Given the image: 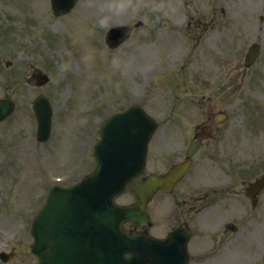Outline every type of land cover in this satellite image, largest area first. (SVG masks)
<instances>
[{"label": "rangeland", "instance_id": "obj_1", "mask_svg": "<svg viewBox=\"0 0 264 264\" xmlns=\"http://www.w3.org/2000/svg\"><path fill=\"white\" fill-rule=\"evenodd\" d=\"M13 3L14 0H0V29L10 27L11 48H9V52L11 55H14L15 61H23L27 65L33 64L38 66L45 57H43L41 49H38L37 46L42 47V45L48 44V39L42 34L44 32L43 22L38 18L34 21L28 33H19L23 30V24L20 22V19L16 20L12 18V11L14 9L11 6ZM30 3H32V0H30ZM27 7L29 8L30 5H27ZM43 10L48 11L46 4ZM29 12L35 11H31L29 8ZM71 13L73 15L71 14L69 17L72 19L75 15L78 16L83 25L90 27L92 34L88 29L82 28L76 23L69 24L68 41L70 45L64 44L63 47L69 53L70 59L74 61L75 65H80L82 75L78 77L71 75L68 78V82L75 86L76 91L72 95L71 106L66 109L63 115V120L67 123H73L74 112H76V115L80 112V104L87 100L88 93L92 87H95L101 99L106 101L113 99L115 94L122 95L125 92L122 80L117 78L107 65L109 55L104 51L99 37L94 35L98 29L101 31L97 34L104 33L109 25L133 24L137 21L143 22V26L134 31L129 42L130 46L119 48V50L113 52L114 56L111 58L113 71L119 74V77H122V73L124 74L127 71L123 64L124 61L125 64L129 63L128 69L131 70L132 76L140 82L142 79L138 70L145 71L151 67L150 61L153 57L154 32L157 28L163 31L165 29L164 24H169L167 31L170 37L167 38H169L174 48L184 47L186 46L185 42H189V37L185 30L183 29L180 32L177 28V24L181 23V18L184 14H186V17L189 15L191 18H200L204 23H207L215 16V28L212 33L221 38L225 43L229 40L226 36L229 29V33L232 32L236 37L234 41L238 43L241 61L250 43L256 41L262 44L260 60L249 72L241 75L243 84H241L240 98L243 99L250 96L251 102H259L261 98L264 99V0H81ZM23 16L26 18L27 13H24ZM41 18L58 24L56 20L52 21L46 12L42 14ZM238 27L239 29H237ZM55 32L59 34V28H56ZM210 34L211 32L205 35L207 37V44L210 42V37L208 36ZM163 39L160 38L161 41ZM141 49L149 53V55L140 53L139 50ZM51 52L53 51L51 50ZM109 53L112 54L111 51ZM134 54H137L139 59H143L147 63L144 65ZM133 55L136 60V67L138 68L143 65L139 69H136L135 65L131 62V60L133 61V57H130V61L126 62V58ZM11 71V69L8 71L10 88L15 86L16 96L19 98V105L17 106L20 110L18 112L24 113L26 112L25 102L31 99V92H33L28 91L26 89L27 86L22 82L28 71L14 73V76L11 75ZM17 74H19V77ZM2 75H4V72L1 70ZM5 76L8 77L6 71ZM249 77V82L254 80V78L257 79L255 83L250 84L248 87L244 86ZM55 78L58 88L57 94H55V98L57 99H55L54 103L56 102V106L59 108L64 101L63 97L66 95V91L69 93V89L64 86L66 85V78L63 79L59 71L55 75ZM99 84L101 86L97 88L96 86ZM52 88L56 90V86H52ZM243 92H247V95L243 94ZM101 99H98L96 95H92L90 100L83 106L79 118L83 124L89 123L91 125L93 118L102 119L110 109L121 106L125 102L123 100L104 104V101H101ZM57 130V125H55L54 133ZM82 130L80 148L82 144L86 145L83 141L90 140L91 144H93L94 138L96 139L98 126L92 129L89 128L87 131L81 128L80 131ZM256 132V136L250 139L249 142L262 147L264 146V132L263 130ZM51 158L54 160L53 156ZM56 165V162H52L50 169L56 170ZM84 166L85 164L80 166V173L85 171L86 167ZM59 168L60 166H58V170ZM23 170L28 172L27 179L31 178L32 180L33 177L30 176L27 166ZM37 172L38 174L43 173V166L38 167ZM22 176L26 178L23 171Z\"/></svg>", "mask_w": 264, "mask_h": 264}, {"label": "water", "instance_id": "obj_2", "mask_svg": "<svg viewBox=\"0 0 264 264\" xmlns=\"http://www.w3.org/2000/svg\"><path fill=\"white\" fill-rule=\"evenodd\" d=\"M127 118L129 119L128 120L129 121L128 126H130L131 125V118L127 114H125V116L122 117V119H127ZM141 125L143 126L144 122H141ZM124 133L125 132H120V134H118V135L110 136L108 138V140L105 142V144L103 145L102 152L105 153L107 160L109 159V155L115 154L116 151H119L122 155L125 154V149L127 147V144L125 143L126 138L122 139V135ZM136 154H137V150L135 149V151L131 154V157H135ZM107 160L105 161L103 167L101 168L102 171H104L105 166L107 165ZM108 177H109V173L108 174H102L101 177L99 175H97V177H94L93 180L94 181H96V180L105 181L103 178H108ZM106 181H107V179H106ZM65 198H66V200H69L68 197H65ZM141 199H142L141 200V208H142L143 202L146 201V196H143ZM129 217L133 218L130 213L129 214L125 213L122 215V220H124L125 218H129ZM116 221H117V218H116ZM114 223H115V220L113 222H111L110 224H106L110 228V230H108L106 233L98 232L95 234V236H92V238L97 237V236L98 237H105V235H107V239H110L111 236L113 235V232H115L116 230L118 232H121L118 229L117 224H116V228L115 227L113 228ZM95 226L100 228V227L104 226V224L100 223L98 220H96ZM78 241H80V238L78 239ZM106 241H108V240H105V241L103 240V244ZM114 241H115V239H114ZM78 244H80V243H78ZM108 245L110 246V248H112V244L108 243ZM125 245L131 246V247L133 246V250H138L139 247L142 249H147V248L151 249V253L147 251V254L145 257L146 262L144 260H137L135 257H133L132 261H130V262L125 263V261H124L125 264H172L171 262H173V260H174L175 249L171 244V240H170V242H167V243L160 242V241H158V243H157V241H154V240L146 241L145 238H138L135 241H133L132 243L125 242V241L119 242L118 246H125ZM91 249H92L91 245L88 247L74 245L72 247L65 246L63 248V251L65 253H67V255L74 252L75 255L78 256L81 252H86V251H89ZM153 252L157 253L158 255L157 256H156V254L154 255ZM134 253L135 252H133V254Z\"/></svg>", "mask_w": 264, "mask_h": 264}]
</instances>
